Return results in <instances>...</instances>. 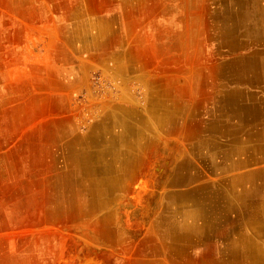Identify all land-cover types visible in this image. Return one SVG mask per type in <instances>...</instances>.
I'll use <instances>...</instances> for the list:
<instances>
[{
	"label": "rangeland",
	"instance_id": "1",
	"mask_svg": "<svg viewBox=\"0 0 264 264\" xmlns=\"http://www.w3.org/2000/svg\"><path fill=\"white\" fill-rule=\"evenodd\" d=\"M239 1L0 0V264L207 261L199 251L200 239L185 249L182 263L160 236L156 218L165 213L160 204L173 192L169 181L177 165L159 189L152 165L159 153L165 156L172 148L176 156L179 144L181 159L193 161L198 173L197 180L179 190L228 183L215 167L219 159L205 155L207 150L196 154L191 134L199 135L197 141L211 137L210 124L224 114V96L235 85L220 68L233 58L264 53V39L246 33L248 21L241 27L231 11ZM256 2L264 9V0ZM234 39L244 44L232 48L228 43ZM74 73L77 83L71 79ZM244 88L264 96L257 87ZM150 96H180L196 107L178 115L173 127L159 130L153 124L134 156L128 155L133 136L128 145L115 143L128 151L118 156L119 149H112L117 132L112 139V132L97 131L100 174L90 173V159L88 165L80 160L84 170L78 181L77 166L71 167L63 154L64 144L106 124L107 102L136 109L146 118ZM124 162V173L116 174ZM117 175L114 194L120 200L95 214L82 210L77 192L94 178ZM215 189L214 196L219 195ZM153 191L157 194L146 201ZM63 192L73 198L67 209L61 204ZM180 205L188 210L183 201ZM104 252L115 257L104 258Z\"/></svg>",
	"mask_w": 264,
	"mask_h": 264
},
{
	"label": "bare ground",
	"instance_id": "2",
	"mask_svg": "<svg viewBox=\"0 0 264 264\" xmlns=\"http://www.w3.org/2000/svg\"><path fill=\"white\" fill-rule=\"evenodd\" d=\"M257 2H256V0H240L238 2L239 4H238L237 9H234L231 11H232V13L234 12L233 13L234 16L239 18V25L241 27L243 26L244 20L248 21L245 23L248 25L247 27H249L246 30L247 31L246 33H250L252 35H255L256 39H260V38L264 39V30L261 27V24L262 23L264 24V22H263L264 21V9L259 7L257 5ZM228 44L230 47L233 48L236 46L239 47V46L243 45L244 43L240 39H234L231 42H229ZM249 50H251V49H249ZM258 52H253V54H251L248 57L233 58V60L228 61L219 70L220 74L229 78L231 80L230 82L235 85V88L231 89V87H230L231 90L229 91L228 95L224 96L225 97L224 98L225 104H224L223 112L227 113V111L232 110L234 115L237 116L238 120L240 122L242 121V123H243L242 125H245L244 122H246V119H247L248 124H250V123L256 124V120L259 117V114L261 111L259 100H256V99L251 100L250 99L244 103L243 100L241 101V99H240L241 96H254V94H251L249 92V90L244 88L246 86L257 87V89H259L261 91V93L262 92L264 93V53L259 54L260 52L259 53ZM262 52H264V51H262ZM71 79L74 83H77L79 81V75L74 73V74H72ZM254 92H256V91H254ZM156 102H158V101H156ZM111 103H112V101H111ZM151 103H153V102H150V100L147 101L146 105H147L149 112L146 116L144 115L146 117V118H144L142 115H140L137 112L136 109H133V108L124 109L122 104H121L122 106H120V104L117 105L118 103L117 104L113 103L111 105L110 104L108 105V102H107L106 106L108 108H110V112L108 114H106V117H105L107 119L106 124H99L98 123V124H96V130H93L90 134H87V136L84 134L85 135L84 137L83 136L82 137H79V136L74 137L72 140H68V142H66L64 144V146H63L64 148H62V150L64 151L63 154L66 153L65 156H67V157H65V158L68 160L71 167H73L72 165L77 166V169H76L77 172L75 175L77 176L78 181L81 180L82 170H84L82 167L83 163H79L80 160L81 161L85 160L84 163L88 165V162L90 159L91 163H93V166H94L93 168L91 167L89 169L90 173L93 174L94 177H96V176H98V174H100L99 168L101 166L100 165H99L100 167L97 166V163H98L97 159L98 158H95L96 156H98L96 154V151H95L96 150L95 146L97 145L95 141L98 140V138H96V136H97L96 132L97 131L106 129V132H112V133H110L111 135L113 134L112 139H113L115 133L117 132V135H116L117 137L116 138L114 137V139H113L114 143L112 144L113 145L112 149L113 150L119 149L116 152V154L118 156L128 154V151H126V150L121 151V149L118 148V145H116L115 143H121V144L132 143L131 137L133 136L134 137L133 138L134 139V141H133L134 146L131 145V147H132L131 152H130L131 154L129 153L128 155L134 156V153H137L136 151H137V148L139 147L138 146V144L140 143L139 141L141 139H143V137L147 131L152 129L153 124L158 126L159 130H162L164 128L167 129L169 126L173 127V125H176L178 123V121H179V118L177 117L178 114H173V115L172 114H165L166 111L164 108L160 107V104L156 107L155 110L154 109L151 110V109H149V105ZM100 107H103V106H100ZM108 108L107 109L105 108V109L108 110ZM102 109H104V108H102ZM105 109L103 111H105ZM215 111H216V109H215ZM230 111H229V113H228L229 115L227 117L228 120L232 118L230 115ZM168 112H169V110H168ZM229 116H230V118H229ZM222 118L223 117L221 116L220 119L218 118L215 123L210 124L211 127L208 128L209 132H211L210 135H212L215 132H220L218 134H223V133L228 134L226 132V129L230 128L229 127V121L224 122L222 120ZM252 120H254L255 122ZM256 128H258V127H256ZM247 129H248L249 134H248L247 138H245V139L247 141H249V140L258 141L259 139H257L255 137L257 135V132L253 134V132L251 130H249V126ZM236 130H238V128H236ZM150 131H152V130H150ZM214 135L207 138V139L199 138V140L197 141L194 138H198L199 135L196 133L191 134V136L193 137V142H194L192 144V146H195L194 149L196 150L195 151L196 154H198L200 151L203 152V150H207L209 154H205V155H209L208 157H211L212 159L217 158V160L219 159L220 161L223 162V161H225V159L229 160L230 157L233 160V157L240 153V152H235L236 151L235 148H233V151L231 152V150L229 148L227 149L226 147H224L226 140L224 138H221V140H219V143H218L217 142L218 138L215 137ZM235 135L236 134H234L235 139H237V140L241 139V138H237ZM62 136H65V135L64 134L60 135V137H62ZM219 137H220V135H219ZM89 140H90V145H88ZM228 141H229V139H228ZM230 143H231V141L229 142V144ZM256 143L254 145H256ZM139 150H141V148ZM257 150H258L257 148L248 149V151L252 154H256ZM59 153H58V155H59ZM69 153H70V155H69ZM158 153H159L158 149H156L155 155H157ZM159 154L156 157L157 161L154 162V164H153L154 166L152 165L153 173H158V175H159V177H158L155 174L158 178H155V179H157L156 181L154 179V181L157 184L156 186L155 185L154 186L157 189H159L160 185L163 183L164 175L169 172V170L172 166L177 165L174 148H172L170 150V153L166 154L165 156H161ZM200 156L204 157L203 155H200ZM238 157H240V156H238ZM55 158H57L56 155H55ZM60 158H62V157H60ZM182 158H183V156H182ZM190 159H193V158H190ZM258 159H260V158H258ZM110 162H112V161H110ZM239 162L236 164V161H235V163H234L235 166H237L238 168L242 166L241 164H239ZM56 163L57 162H55V164ZM100 163H101V161H100ZM125 163L126 162H124L123 165H120L118 167L116 174L117 173H124L125 168H127V163L126 164ZM210 163H215V162L212 161ZM224 165L222 163H218L215 167H218V169H221V168L224 169L225 167L229 168V166H230L229 163H226ZM194 168L195 167H194L193 161H189V160L186 162H183L182 164L181 163L178 164L174 168L173 173L170 176L171 179L169 181L171 188L173 189V192L168 193L167 196L165 194V197H166L165 201H167V202H164V203L162 202L160 204V206L162 205L161 211H163L165 213H164V215L162 213L161 217L156 218L158 221V229L160 230V236H162V238H164L165 240H168L170 242V244H171L170 248L172 249V247H173L172 252L178 257H180V256L183 257L184 256L183 253L186 252L185 249L189 248L191 245H194L197 242V239L207 238L213 232V230H215L217 228H221L220 230L224 231V228L228 226V228L226 229V231H227L226 235H228V232L230 233V228H231V227H229L230 224H232V226L234 227V223H235L236 226L239 227L240 224H243L244 222L246 223V217H248V215H249L247 210H249L250 208L253 207V205L255 204L254 202L257 198V195L255 194L254 191H259V189H261V183H260V178H259V175H260L259 171L260 170H257L258 169L257 168V169H254L252 171H247V172L243 171L242 173L237 172L236 174L232 173L233 175L231 176V180H229L228 183L222 185V187H224V188H216V189L213 188L212 189V187L207 188V186L203 185V187H206V188H201V189L196 188L197 190L195 188H193V189L189 188L188 190H183V189L179 190V188H184V187H186L187 184H190L191 182L195 181L198 173L195 172ZM68 169H70V168H68ZM259 169H261V168H259ZM127 172H128V170H127ZM101 173H103V172H101ZM120 178H121L120 175H117V177H108V178H103V179L94 178L93 182L91 183V186H89L87 188L84 187L85 190H79L77 192L78 195L76 194V196H78V198L81 200L80 206L83 208L82 210H86L87 212H89V214L90 213L95 214L97 211H100L99 209L101 207H103V206L105 207L107 205V203H109L108 205H112V204L114 205L115 203H117L118 200H120L119 199L120 197H117L114 194V191L117 188V184H118ZM205 182H207V181H205ZM151 185H153V184H151ZM214 189H215V191L218 192L219 195L214 196V192H213ZM157 191L151 192L147 196V199H145V200L146 201L148 199L150 200V197H153L152 194L156 195ZM63 193L64 194H62L63 198H62L61 204L63 205L62 207H64V205H66V209H67V208H69V206H68L69 202L73 198L71 199L70 196L68 195V193H65V192H63ZM68 199H69V201H68ZM181 201L186 203V207L188 208V210H184V206H182V208H181V205H180ZM153 202L154 201H152V203ZM58 204H60V203H56V207H59L60 209H62L60 206H58ZM259 207H260V205H259ZM114 208H115V206H114ZM256 208H258V207L256 206ZM136 209H135L136 210L135 215L139 216V214H140L139 212L141 210L139 207H137ZM255 220H257V219H255ZM95 221H96V219H95ZM116 225H114V226H116ZM153 229H154V226H153ZM153 231H152V233H153ZM232 236H234V235H232ZM104 255L109 260L113 259L115 257V254L112 252H106V253L104 252L103 257H104ZM97 256H100V255H97ZM182 257H180L178 259L182 263H184V261L186 259H182ZM186 257H187V254H186ZM206 260L207 261H197L196 259H191L187 264H214V261H212V263H211V261H210L211 259H206ZM200 262H203V263H200ZM255 264H257V262H255Z\"/></svg>",
	"mask_w": 264,
	"mask_h": 264
},
{
	"label": "crops",
	"instance_id": "3",
	"mask_svg": "<svg viewBox=\"0 0 264 264\" xmlns=\"http://www.w3.org/2000/svg\"><path fill=\"white\" fill-rule=\"evenodd\" d=\"M240 99L241 101L243 100L244 103L250 99L259 100L261 111L259 117L256 120V124L253 123L248 124L246 119V122H244L245 125H242L243 124L242 121L240 122L238 120L237 116L234 115L232 110L231 111L229 110L230 115L232 117L229 120L227 119L229 115L228 114L229 111H227V113H224L223 115H220V117L221 116L223 117L222 120L224 122L229 121L230 128L226 129V132L228 134H224V133L218 134L220 132L214 133L215 134L214 136L218 138L217 142L219 143V140H221V138H224L226 140L224 147H226L227 149L229 148L231 152L233 151V148H235L236 150L235 152H240L239 154L233 157V160L230 157L229 159L230 161L227 159H225V161L223 162L221 161L223 165L229 163L230 166L229 168L228 167H225L224 169L221 168L220 170L222 171V173L220 174L221 175L224 174L225 176L227 175L229 182V180H231V176L233 174H236L237 172L242 173L243 171L247 172L258 168L257 170H260L259 178L261 183V189H259V191H254L255 194L257 195V198L254 202L255 204L253 205V207L247 210L249 214L248 215L249 218L246 217V223L244 222L243 224H240L239 227H237L235 223H234V227L232 226V224H230L229 227H231L232 229L230 228V233L228 232V235H226L227 232L226 229L228 228L227 226L224 228V231L220 230L221 228H217L213 230V232L207 238H203L199 240V244L203 246L201 249H199L201 255H206L208 259L214 261V264H255V262H257V264H264V140H263L264 139L263 136L264 135V123H263L264 96H241ZM149 100L150 102H153L149 105V109L155 110L156 107L160 104V107L165 109L166 111L165 114L182 115L185 111L188 110L194 112V109L196 107V105L189 104V101H185L180 96H150ZM197 108L199 107L197 106ZM248 126H249V130H251L253 134L257 132V135L255 137L259 139L258 141H251V140L247 141L245 139L249 134L247 129ZM236 128H238V130H236ZM169 131H175V130H169ZM234 134H236L235 136L237 138H241V139L239 140L235 139ZM230 141L231 143L229 144ZM255 143L256 145H254ZM176 148H177L176 164L178 165L180 163L182 164L183 162L188 161L186 159L183 160L181 159L183 156L182 155L183 147L177 144ZM251 148L258 149L256 154H252L248 151V149ZM235 161L236 164L240 161L241 163L239 162V164H241L242 166L239 168L235 166L234 164ZM256 206L258 208H256Z\"/></svg>",
	"mask_w": 264,
	"mask_h": 264
}]
</instances>
